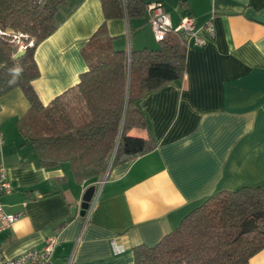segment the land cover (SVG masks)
<instances>
[{"label": "crops", "instance_id": "obj_1", "mask_svg": "<svg viewBox=\"0 0 264 264\" xmlns=\"http://www.w3.org/2000/svg\"><path fill=\"white\" fill-rule=\"evenodd\" d=\"M142 1L162 2L173 26L194 17L205 41L174 34L185 48L183 78L137 101L147 128L129 134L151 135L156 147L110 167L94 207L81 215L86 189L99 180L79 183L68 163L41 165L17 128L30 108L24 92L0 96V166L13 187L1 201L7 213L20 214L0 233V260L56 238L49 264H135L137 246L157 245L212 195L264 190V23L246 16L251 8L264 18V0ZM56 18L60 27L35 50L40 76L33 86L44 105L86 73L85 48L106 21L101 0H67ZM148 20L147 9L107 20L113 48L157 49ZM250 264H264V249Z\"/></svg>", "mask_w": 264, "mask_h": 264}, {"label": "trees", "instance_id": "obj_2", "mask_svg": "<svg viewBox=\"0 0 264 264\" xmlns=\"http://www.w3.org/2000/svg\"><path fill=\"white\" fill-rule=\"evenodd\" d=\"M101 1L106 21L85 48L88 70L74 87L44 105L33 86L40 76L35 50L60 27L56 16L67 0H0V28L9 33L0 35V96L16 88L24 92L30 108L18 122L20 133L41 165L55 169L68 163L79 183L100 180L110 167L154 150L151 135L129 134L147 128L137 101L186 72L185 48L174 34L157 49L113 48L107 20L140 17L148 3ZM12 32L34 41L18 58ZM251 218L257 227L247 232L244 224ZM181 222L157 245L137 246L135 264H250L264 249V190L217 193Z\"/></svg>", "mask_w": 264, "mask_h": 264}, {"label": "built area", "instance_id": "obj_3", "mask_svg": "<svg viewBox=\"0 0 264 264\" xmlns=\"http://www.w3.org/2000/svg\"><path fill=\"white\" fill-rule=\"evenodd\" d=\"M162 2L149 3L147 10L149 12V22L153 29L155 39L160 42L164 40L169 34H184L190 39L195 37V42L199 45L205 44L203 38L197 35L195 31V18L192 16H186L178 26H173L171 18L163 8ZM211 37H215L216 31L215 26L212 22L206 25ZM9 34L4 32L0 28V35ZM14 42L18 45L19 50H27L29 47L34 45L33 40H29V35L22 32H12ZM105 182V177L96 185V194L91 200L90 210L94 207L97 201L98 190L102 187ZM12 184L9 179L8 169L2 164L0 166V233L3 230L9 229L19 219L20 214H9L6 212L1 196L12 191ZM89 210V211H90ZM56 238H50L46 241L45 246L42 249H31L24 253L17 255L11 259L0 260V264H49L53 257V252L56 246ZM70 264V263H69Z\"/></svg>", "mask_w": 264, "mask_h": 264}, {"label": "water", "instance_id": "obj_4", "mask_svg": "<svg viewBox=\"0 0 264 264\" xmlns=\"http://www.w3.org/2000/svg\"><path fill=\"white\" fill-rule=\"evenodd\" d=\"M246 16L249 18H253L256 21L264 23V18L257 15L256 12L251 8L246 11ZM24 53H25V50H19L18 53L15 55V57L18 58L21 55H23ZM96 187H97L96 185H91L86 189V191L83 195L81 206H80L81 207L80 208L81 209V213H80L81 215H85V213L89 210L90 204L92 202L91 200H93V198L96 194V191H97ZM77 210H78V208L72 209L74 214L77 213ZM256 227H257V224L255 221V218L248 219V221H246L244 224V229L247 232L253 231Z\"/></svg>", "mask_w": 264, "mask_h": 264}, {"label": "rangeland", "instance_id": "obj_5", "mask_svg": "<svg viewBox=\"0 0 264 264\" xmlns=\"http://www.w3.org/2000/svg\"><path fill=\"white\" fill-rule=\"evenodd\" d=\"M104 175H105V174H104ZM104 177H105V176H104ZM104 177H103V178H104ZM103 178H102V179H103ZM102 179H100L99 182H100Z\"/></svg>", "mask_w": 264, "mask_h": 264}]
</instances>
